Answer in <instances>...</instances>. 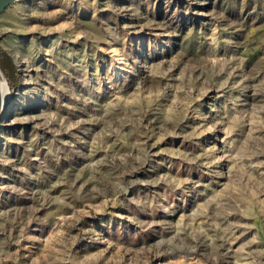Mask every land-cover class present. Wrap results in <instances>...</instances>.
Segmentation results:
<instances>
[{
    "label": "rangeland",
    "instance_id": "rangeland-1",
    "mask_svg": "<svg viewBox=\"0 0 264 264\" xmlns=\"http://www.w3.org/2000/svg\"><path fill=\"white\" fill-rule=\"evenodd\" d=\"M0 53V264H264V0H17Z\"/></svg>",
    "mask_w": 264,
    "mask_h": 264
},
{
    "label": "water",
    "instance_id": "water-1",
    "mask_svg": "<svg viewBox=\"0 0 264 264\" xmlns=\"http://www.w3.org/2000/svg\"><path fill=\"white\" fill-rule=\"evenodd\" d=\"M17 0H0V13L10 4H12L13 2H15ZM1 72V70H0ZM2 73V72H1ZM3 75V74H2ZM4 77V75H3ZM5 79V77H4ZM6 81V79H5ZM9 87V86H8ZM11 99H12V94H11V90L9 88V95L7 97V100L5 103H2V98H1V95H0V117L1 115L4 113L6 107L10 104L11 102Z\"/></svg>",
    "mask_w": 264,
    "mask_h": 264
},
{
    "label": "bare ground",
    "instance_id": "bare-ground-1",
    "mask_svg": "<svg viewBox=\"0 0 264 264\" xmlns=\"http://www.w3.org/2000/svg\"><path fill=\"white\" fill-rule=\"evenodd\" d=\"M0 95L2 98V103H5L9 95V87L1 72H0Z\"/></svg>",
    "mask_w": 264,
    "mask_h": 264
},
{
    "label": "trees",
    "instance_id": "trees-1",
    "mask_svg": "<svg viewBox=\"0 0 264 264\" xmlns=\"http://www.w3.org/2000/svg\"><path fill=\"white\" fill-rule=\"evenodd\" d=\"M10 65L12 64H10L8 58L0 53V67L2 68V70L8 73Z\"/></svg>",
    "mask_w": 264,
    "mask_h": 264
}]
</instances>
